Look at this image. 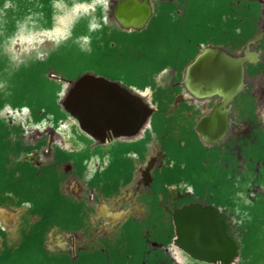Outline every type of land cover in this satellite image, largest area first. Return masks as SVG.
<instances>
[{"label": "rangeland", "instance_id": "1", "mask_svg": "<svg viewBox=\"0 0 264 264\" xmlns=\"http://www.w3.org/2000/svg\"><path fill=\"white\" fill-rule=\"evenodd\" d=\"M201 50L211 83L159 78ZM88 78L137 128L82 124ZM261 204L264 0H0V264H227L180 212L237 241Z\"/></svg>", "mask_w": 264, "mask_h": 264}, {"label": "water", "instance_id": "2", "mask_svg": "<svg viewBox=\"0 0 264 264\" xmlns=\"http://www.w3.org/2000/svg\"><path fill=\"white\" fill-rule=\"evenodd\" d=\"M128 101L117 94L110 83L88 78L70 99V107L86 128L97 130L106 125H113L114 127L123 122L125 116L122 119L121 113L131 106ZM136 115L135 124L138 125L143 116L140 108H137ZM197 212H190L189 210L180 212L181 217L178 218L180 236L192 241L190 246L199 251L203 249L201 246L210 245L217 240L218 243H214V249L221 251L224 247V241L220 228L214 226V233H212L209 228L212 227V221L206 217H198ZM216 227L217 231L215 230ZM215 245H218V249Z\"/></svg>", "mask_w": 264, "mask_h": 264}, {"label": "crops", "instance_id": "3", "mask_svg": "<svg viewBox=\"0 0 264 264\" xmlns=\"http://www.w3.org/2000/svg\"><path fill=\"white\" fill-rule=\"evenodd\" d=\"M218 48V47H216ZM202 52L199 51L193 58L194 62L191 63H187L184 64L182 66H179V64H176L173 67H169V69H165L163 71H161V73L159 74V78H161V80H168V76L170 77L169 80H171V82L175 81L178 82L179 84H181L182 82H184L183 77L185 76V72L187 69H190V67H194L192 68V79L193 80H197L198 77H200V75H202V72L200 71L201 67L204 65L202 63V59L203 57H199L198 54H200ZM227 52V51H226ZM229 55H231V58H235V55L230 54L229 52H227ZM227 54V55H228ZM228 55V56H229ZM198 56L196 59L195 57ZM200 66V67H198ZM180 67L181 70L179 69ZM195 78V79H194ZM220 81V80H218ZM181 89V88H180ZM137 108L139 107H133V105L131 104L130 108L127 109L128 112L131 114V118H129V123H130V128L134 130L135 128H137V126L135 124V120H136V114H137ZM124 122V121H123ZM123 124V123H122ZM134 125V126H133ZM129 129H127V131H129ZM126 131V130H125ZM255 205V204H254ZM253 206V204L250 205V207ZM255 207V206H254ZM253 207V208H254ZM250 216V215H249ZM258 220H254L252 222V224H247L242 232L239 230V234L241 232V236L238 237V240L236 241L235 236H231L229 233L223 234V231L221 230L223 225L219 224V220H215L211 219L212 221V226H218L223 234V249L220 250H216L214 249V244L213 243H218V241H213L212 244L210 245H203L201 246L199 252H201V250H203L204 252H212L213 254H217V259L218 260H223L226 261L227 264H264V204L260 205V214L258 216ZM246 219V214L244 216V220ZM217 224V225H216ZM241 225V224H240ZM242 226V225H241ZM217 231V227L215 229ZM215 247L218 249V245H215ZM199 248V247H198ZM209 249V250H208ZM188 250V249H187ZM189 251V250H188ZM219 251V252H218ZM218 252V253H217ZM188 255H190V257H193V255L191 254V252L189 251L186 252ZM195 257L197 255H200L198 252H195Z\"/></svg>", "mask_w": 264, "mask_h": 264}, {"label": "flooded vegetation", "instance_id": "4", "mask_svg": "<svg viewBox=\"0 0 264 264\" xmlns=\"http://www.w3.org/2000/svg\"><path fill=\"white\" fill-rule=\"evenodd\" d=\"M203 72H204V73H202V75H200V77H198V79H197L196 81H194L193 84L198 83L199 80L205 82L206 84L209 83V82L211 81V79H210L209 77L203 76V74H205V71H203ZM210 83H211V82H210ZM201 86H203V85H201ZM210 86H212V85H210ZM205 89H206V91H208V92H213V90L209 89V88L206 87V86H205ZM121 123H123V124L120 126V128H122V130H127V129L130 128L129 119H126V120H124V122H121ZM121 123H120V124H121Z\"/></svg>", "mask_w": 264, "mask_h": 264}]
</instances>
